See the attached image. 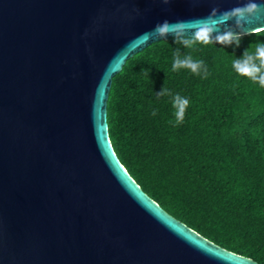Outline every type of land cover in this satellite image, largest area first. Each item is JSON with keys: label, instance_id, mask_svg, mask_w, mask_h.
<instances>
[{"label": "water", "instance_id": "95a60500", "mask_svg": "<svg viewBox=\"0 0 264 264\" xmlns=\"http://www.w3.org/2000/svg\"><path fill=\"white\" fill-rule=\"evenodd\" d=\"M245 2L0 0V264H259L143 191L107 125L113 76L162 40L142 34Z\"/></svg>", "mask_w": 264, "mask_h": 264}, {"label": "trees", "instance_id": "16d2710c", "mask_svg": "<svg viewBox=\"0 0 264 264\" xmlns=\"http://www.w3.org/2000/svg\"><path fill=\"white\" fill-rule=\"evenodd\" d=\"M258 40L264 31L244 36L239 47L192 50L174 37L151 43L113 76L107 125L121 163L164 210L264 264V88L231 67ZM177 50L203 59L208 77L173 71ZM163 88L189 99L183 123L173 126L172 97L158 95Z\"/></svg>", "mask_w": 264, "mask_h": 264}, {"label": "clouds", "instance_id": "9594fccd", "mask_svg": "<svg viewBox=\"0 0 264 264\" xmlns=\"http://www.w3.org/2000/svg\"><path fill=\"white\" fill-rule=\"evenodd\" d=\"M169 2L170 0H163L165 4ZM261 19H264V4L256 0H246L241 6L230 10L220 11L218 8H213L206 17L175 22L164 20L138 39L145 41L150 38L167 39L171 35L185 48L192 50L197 44L215 43L225 47H239L244 36L259 35L261 31H264V27L246 29L247 24ZM171 67L173 71L188 69L203 79L210 74L203 59L194 58L191 54L182 56L179 50L174 55ZM231 67L239 76L247 78L253 85L264 88V41L258 40L250 43L241 57H235L232 60ZM158 95L172 97L175 117L173 126L183 123L190 103L189 99L167 88H163ZM155 114L156 110H153L152 115Z\"/></svg>", "mask_w": 264, "mask_h": 264}]
</instances>
